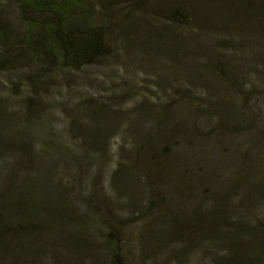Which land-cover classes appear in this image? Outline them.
I'll list each match as a JSON object with an SVG mask.
<instances>
[{"label":"rangeland","instance_id":"1","mask_svg":"<svg viewBox=\"0 0 264 264\" xmlns=\"http://www.w3.org/2000/svg\"><path fill=\"white\" fill-rule=\"evenodd\" d=\"M72 5L0 0V264H264V0Z\"/></svg>","mask_w":264,"mask_h":264},{"label":"trees","instance_id":"2","mask_svg":"<svg viewBox=\"0 0 264 264\" xmlns=\"http://www.w3.org/2000/svg\"><path fill=\"white\" fill-rule=\"evenodd\" d=\"M73 0H24V2L29 5L31 8H51L54 12L58 13V22L55 24H42L39 22H30L29 31H30V41H41L50 36L59 35H68L70 32H74L71 25L78 24L79 21H75V16L70 15V12L74 5H72ZM80 33L79 41L76 39V54L74 59L79 57H85L90 55L93 49L98 46L96 45L100 41V36L97 35L95 40H92L89 33L98 32L94 30L90 25H82L77 29ZM4 31H0V44L2 39L5 36ZM80 42V43H79ZM116 264H121L119 261H116Z\"/></svg>","mask_w":264,"mask_h":264}]
</instances>
